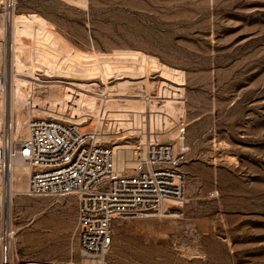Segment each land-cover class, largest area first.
Returning <instances> with one entry per match:
<instances>
[{
	"label": "rangeland",
	"instance_id": "obj_1",
	"mask_svg": "<svg viewBox=\"0 0 264 264\" xmlns=\"http://www.w3.org/2000/svg\"><path fill=\"white\" fill-rule=\"evenodd\" d=\"M2 28L16 113L184 118L183 204L118 221L109 264H264V0H0ZM12 207L20 259L83 264L75 196Z\"/></svg>",
	"mask_w": 264,
	"mask_h": 264
},
{
	"label": "built area",
	"instance_id": "obj_2",
	"mask_svg": "<svg viewBox=\"0 0 264 264\" xmlns=\"http://www.w3.org/2000/svg\"><path fill=\"white\" fill-rule=\"evenodd\" d=\"M6 80V72H0V88H6ZM132 113L126 121L107 113L96 121L94 130L83 131L85 126L73 122V117H60L51 111L31 118L29 137L17 142L12 137L13 116L10 111L4 112L0 139V264H70L19 258L15 246L18 231L9 211L17 195L57 199L75 196L81 256L99 264H109L106 257L113 247L118 221L162 214L170 200L183 204L186 177L179 170L183 154L176 143L185 140L184 118L157 125L153 113L149 118L141 112ZM130 141L139 145L128 153L135 162L119 169L115 144ZM22 168L29 172L27 186L10 196L12 177Z\"/></svg>",
	"mask_w": 264,
	"mask_h": 264
},
{
	"label": "bare ground",
	"instance_id": "obj_3",
	"mask_svg": "<svg viewBox=\"0 0 264 264\" xmlns=\"http://www.w3.org/2000/svg\"><path fill=\"white\" fill-rule=\"evenodd\" d=\"M9 1L11 2L12 0H9ZM10 5H12V3ZM7 33H6V30H4V28H2V33L0 35V68L5 69L9 85H7V88H5V89L0 88V111L2 112L1 113V119H0V139L3 140V135L1 134V132H2L3 124H4V111H6V110H4V104H5L4 99H6L4 97L7 96V99L10 102V110L9 111H10L11 115L13 116V120H14V131H13L12 137H13V140L19 142V141H22V140L27 139L29 137V130H28L29 120L35 116H38V115L40 116L41 113H38L35 111L33 112L31 110H26L24 108L18 109V111L16 113V110H17L16 106H15V99H16L15 98V89H16L15 85L16 84L14 81L15 80V71H14V68H15L14 60L15 59H13V57L16 55V53L14 52V45L10 44V42L12 41V38H13V34L9 33V32H7ZM6 35H7V40H8L7 41L8 44L6 43L7 47L5 46V44L3 42H1V40L6 42ZM137 108H138V106H137ZM137 108H135V109H137ZM124 109L127 112L129 109V106L125 105ZM43 113H45V112H43ZM126 114L129 115V113H126ZM153 123L159 125L157 116H155V118H153ZM173 136H175V134ZM176 144H177V149L179 150L180 155L183 152H186L185 151L186 150L185 140L183 142L177 141ZM116 154H117V152H116ZM116 157H117L116 158V165L119 169H121L122 167L119 165V162H118V160H119L118 155H116ZM28 174H29V172L25 168L18 169L16 171L15 175L12 177V183L10 185L11 186L10 187V196H13V194H12L13 192H22L26 188V185H27L26 183H28V179H27ZM170 201H167V202L169 204L174 203V201L173 202H170ZM177 204H178V206L180 205V203H177ZM10 207L11 208H9V211H12V209H13L12 205H10ZM163 212H167V210L163 211ZM83 259H86V258H83ZM70 264H75V263L71 262ZM83 264H99V263L96 261L86 259L83 261Z\"/></svg>",
	"mask_w": 264,
	"mask_h": 264
}]
</instances>
